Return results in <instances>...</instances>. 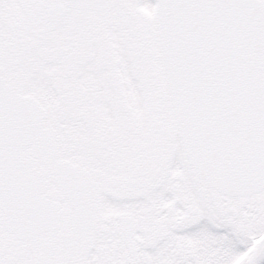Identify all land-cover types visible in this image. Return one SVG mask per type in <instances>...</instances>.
I'll use <instances>...</instances> for the list:
<instances>
[{
	"label": "snow or ice",
	"instance_id": "6c2138e0",
	"mask_svg": "<svg viewBox=\"0 0 264 264\" xmlns=\"http://www.w3.org/2000/svg\"><path fill=\"white\" fill-rule=\"evenodd\" d=\"M0 264H264V0H0Z\"/></svg>",
	"mask_w": 264,
	"mask_h": 264
}]
</instances>
